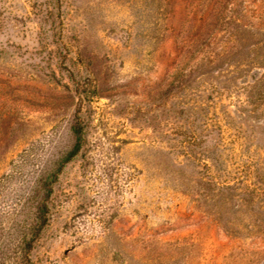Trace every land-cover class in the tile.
<instances>
[{"label": "rangeland", "instance_id": "374dc122", "mask_svg": "<svg viewBox=\"0 0 264 264\" xmlns=\"http://www.w3.org/2000/svg\"><path fill=\"white\" fill-rule=\"evenodd\" d=\"M0 264H264V0H0Z\"/></svg>", "mask_w": 264, "mask_h": 264}, {"label": "trees", "instance_id": "16d2710c", "mask_svg": "<svg viewBox=\"0 0 264 264\" xmlns=\"http://www.w3.org/2000/svg\"><path fill=\"white\" fill-rule=\"evenodd\" d=\"M74 132H75V135L77 138V142H76V145L74 146V148L69 152L68 157L73 156L79 148V141H80V137H81L80 131L74 129Z\"/></svg>", "mask_w": 264, "mask_h": 264}]
</instances>
